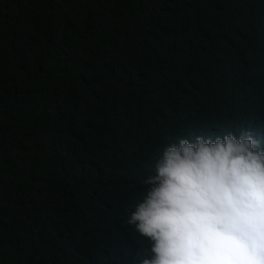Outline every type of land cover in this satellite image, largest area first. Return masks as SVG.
Returning <instances> with one entry per match:
<instances>
[{"label": "trees", "instance_id": "obj_1", "mask_svg": "<svg viewBox=\"0 0 264 264\" xmlns=\"http://www.w3.org/2000/svg\"><path fill=\"white\" fill-rule=\"evenodd\" d=\"M241 127L264 145V0H0V264H138L164 148Z\"/></svg>", "mask_w": 264, "mask_h": 264}, {"label": "clouds", "instance_id": "obj_2", "mask_svg": "<svg viewBox=\"0 0 264 264\" xmlns=\"http://www.w3.org/2000/svg\"><path fill=\"white\" fill-rule=\"evenodd\" d=\"M143 184L127 219L150 243L138 264H264V145L249 130L168 144Z\"/></svg>", "mask_w": 264, "mask_h": 264}]
</instances>
